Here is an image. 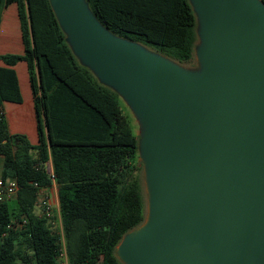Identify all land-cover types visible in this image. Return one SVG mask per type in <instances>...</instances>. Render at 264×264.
Wrapping results in <instances>:
<instances>
[{"label": "water", "instance_id": "95a60500", "mask_svg": "<svg viewBox=\"0 0 264 264\" xmlns=\"http://www.w3.org/2000/svg\"><path fill=\"white\" fill-rule=\"evenodd\" d=\"M189 1L202 26L198 75L112 34L86 0H49L80 64L145 128L149 220L122 238L116 256L264 264V4Z\"/></svg>", "mask_w": 264, "mask_h": 264}, {"label": "trees", "instance_id": "16d2710c", "mask_svg": "<svg viewBox=\"0 0 264 264\" xmlns=\"http://www.w3.org/2000/svg\"><path fill=\"white\" fill-rule=\"evenodd\" d=\"M86 2L115 36L178 63L192 59L196 15L189 0ZM12 4L18 7L24 53L0 55L5 65L0 67V108L23 102L14 67L25 62L39 145L11 134L6 115L0 119L1 177L19 186L14 200L0 204V264H59L60 236L38 207L40 189L53 183L69 264H121L118 244L144 220L139 141L131 119L117 93L75 57L49 0H0V20ZM49 160L54 181L47 172Z\"/></svg>", "mask_w": 264, "mask_h": 264}, {"label": "crops", "instance_id": "0c3cea01", "mask_svg": "<svg viewBox=\"0 0 264 264\" xmlns=\"http://www.w3.org/2000/svg\"><path fill=\"white\" fill-rule=\"evenodd\" d=\"M23 53L24 45L18 19V7L16 4H12L3 11L0 20V55ZM3 66L5 65L0 61V67ZM14 69L18 77L23 102L21 104L11 102L4 103L3 110L6 115L8 129L11 134L26 135L30 143L33 146H37L39 145V135L34 108V98L29 82L28 67L25 62H20L14 67ZM32 155L37 157L39 155L38 150H32ZM46 165L49 166L51 171H53L52 162L50 160ZM2 167L3 158L0 156V177L2 174ZM54 184L55 183H53V185Z\"/></svg>", "mask_w": 264, "mask_h": 264}, {"label": "rangeland", "instance_id": "374dc122", "mask_svg": "<svg viewBox=\"0 0 264 264\" xmlns=\"http://www.w3.org/2000/svg\"><path fill=\"white\" fill-rule=\"evenodd\" d=\"M201 30H202V26L198 22V19L196 16V42H195V49H194L193 57L187 63H178V62L174 61L175 65L179 69H181L182 71H184L188 74H191V75H198L202 71V61L200 59V51H201L204 43H203V39L201 37ZM142 47L151 53H154V54L158 53V54L164 55L162 52L157 51L153 48L146 47L144 45H142ZM75 57L78 59V61L81 64H83V62L79 58V56L75 55ZM118 97H119L120 104H121V107H122L124 113L131 119V122H132V125L134 128V132L138 136V141H139V150H138V157H137L136 163H137V166L139 167L138 177L140 179V184H141V188L143 191V198H144V220L136 228V229H138V228L142 227L149 220L150 190H149L148 176H147V172H146V165H145L144 158L142 156L141 148H140V143H141V140L144 136L145 128H144L143 124L140 122V120L133 114L132 109L130 108L128 103L125 100H123V98L120 97L119 95H118ZM46 167L48 170L49 166L46 165ZM43 196H47V198L49 199L50 204L54 210V214H56V218H57L58 217L57 215L59 213L58 212L59 200H58V195H57V186L54 184L53 186L45 189L43 191V193L41 194V198ZM58 220H60V219L58 218ZM14 226H15V230L16 229L20 230L22 224L20 222H17ZM64 249H66V248L65 247L63 248V250L61 251V254L59 256V264H69L68 256H67L66 250H64ZM119 261L121 262V264H125L121 260H119Z\"/></svg>", "mask_w": 264, "mask_h": 264}, {"label": "built area", "instance_id": "2783aa9c", "mask_svg": "<svg viewBox=\"0 0 264 264\" xmlns=\"http://www.w3.org/2000/svg\"><path fill=\"white\" fill-rule=\"evenodd\" d=\"M4 115H5L4 110H2L0 108V119ZM47 172L50 175L51 179L54 181L53 171L48 169ZM18 191H19V186H18V183L16 182V180H14V179L5 180L2 177H0V204L14 200L17 196ZM43 191H44V189H40V191H39L40 195H39L38 207L41 209L42 215H45L49 219L51 226L56 231V233L59 234V236H60V241H61V246H62V248L60 250V254H61V251L65 247V242H64V235H63V229H62L60 210L58 209L59 213L57 215L58 217L56 218V214H54V210H53L47 196H43L41 198V194L43 193ZM58 218L60 220H58ZM25 223H26V219H24L22 221V224H25ZM64 250H66V249H64Z\"/></svg>", "mask_w": 264, "mask_h": 264}]
</instances>
